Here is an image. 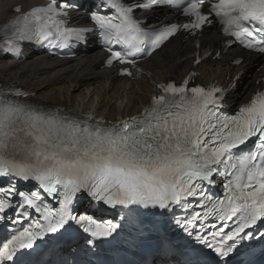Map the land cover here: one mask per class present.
<instances>
[{"label": "snow or ice", "instance_id": "snow-or-ice-1", "mask_svg": "<svg viewBox=\"0 0 264 264\" xmlns=\"http://www.w3.org/2000/svg\"><path fill=\"white\" fill-rule=\"evenodd\" d=\"M206 2L135 0L125 4L106 0L118 15L92 13L91 19L104 30L106 41L115 38L123 46L122 51H112L109 64L113 60L134 63L125 57L144 53L146 44L151 45L147 52L151 55L181 28L193 31L211 23L213 14L224 25L226 35L248 49L264 53V0H216L207 7V14L202 10ZM182 4L184 14L194 18L190 23H172L145 32L134 17V10ZM69 7L70 3L58 5L57 0H51L26 13L15 8L21 14L4 27L0 49L17 51L19 42L26 40L38 44L50 41L65 47L72 39H85L89 29L65 26ZM187 85V80L180 86L157 84L160 94L153 97L140 116L111 124L92 116L80 120L60 110L44 111L10 98L27 95L20 90L11 94L0 91V177L35 180L46 193L61 197L60 208L53 212L36 203L40 199L37 192H18L14 184L0 189L5 196L19 195L20 207L27 205L42 212L45 222L37 220L20 231L14 230L0 244V264H22L21 256L26 250L33 249L46 234L64 228L70 220L86 223L84 231L95 237L111 236L117 224L71 214L73 202L81 195L113 207L151 205L160 209L186 207L188 197L199 196L197 207L205 215L215 214L220 221L237 219V227L226 235L232 241L230 245L213 248L204 235L197 237L221 258L234 250L237 239L253 237L254 233L246 229L264 223V91H257L236 114L229 116L219 111L223 107L221 89ZM253 137L258 141L254 151L234 153ZM214 175L231 177L224 185L222 199H214L204 188V182L211 184ZM10 207V199L0 198V213ZM200 217V212L193 211L191 219L184 223ZM211 235L225 234L221 229ZM259 235L264 238V232Z\"/></svg>", "mask_w": 264, "mask_h": 264}, {"label": "bare ground", "instance_id": "bare-ground-1", "mask_svg": "<svg viewBox=\"0 0 264 264\" xmlns=\"http://www.w3.org/2000/svg\"><path fill=\"white\" fill-rule=\"evenodd\" d=\"M18 3H20L19 0H0V24L13 14L11 8ZM30 5L27 4L25 8L30 7ZM191 32L196 34V30ZM218 41L219 34L211 27L202 36L191 35L190 39L183 40V43L179 38H176L156 51L146 64L147 69L151 71L150 77H143L140 81H133L132 86L130 85L131 92H128L130 93V100L125 104L124 100L121 101L119 99L110 104L113 102V98H110L109 102H105L104 97L106 94H108V99L110 97L109 93H107L108 91L106 90L103 93L97 89L98 94L103 96L104 103H98L99 109L90 108V104L85 103L81 97L80 99L77 98L76 101L71 96L64 95L61 91L62 84H69V87L72 86L73 89L83 88L88 84L93 86L94 83L100 86H105L103 83H108L110 87H114L113 74L111 71L101 68L103 55L98 51H90L75 60H59L45 56L44 54L32 55L28 60L18 62L0 57V83L4 85L16 83L35 91L36 96L34 100L41 105H63L70 112L79 115H83L89 111L97 115L105 113L107 117L109 116L108 118H110L111 114H113L114 118L119 115L125 117L138 113L142 105L149 102L155 81L161 82L170 77H182L189 70L198 71L203 76L208 66H212L213 64L201 63L193 67L195 54L198 51L211 49ZM253 60H255V57L250 58V62ZM220 64L219 62L214 64L212 73H220L218 72ZM220 69L223 72L218 78H222V76L226 78L228 73H236V71L233 72L234 69L231 66L228 69L225 67ZM247 69L251 72L249 70L250 66ZM257 75L258 72L254 73V76ZM88 77H91L92 81L88 82ZM120 85L123 86V84ZM136 85L137 89H134L133 87ZM125 86H127V83H125ZM107 88L109 87L107 86ZM254 88L253 83L245 82L239 84L238 82L231 101L244 100L251 94ZM69 93L72 92L70 91ZM112 106L114 107L111 111Z\"/></svg>", "mask_w": 264, "mask_h": 264}, {"label": "rangeland", "instance_id": "rangeland-1", "mask_svg": "<svg viewBox=\"0 0 264 264\" xmlns=\"http://www.w3.org/2000/svg\"><path fill=\"white\" fill-rule=\"evenodd\" d=\"M120 82L114 83V87H110L108 83H103L105 86L101 85L104 87V89L98 88L97 84L86 85L85 87H81L79 89H73V87H69V84H62L61 91L63 92L64 95H69L71 96L72 99H75L77 101V98L80 99V97L85 101V103L90 104L89 106L91 108H96L99 109V104L105 102H109L110 98H113L112 101H116L117 99L119 100H124V104L130 100V93L131 92V86L133 82H123V86L119 84ZM125 83H127V86H125ZM131 85V86H130ZM107 86L110 88H107ZM119 86V87H118ZM97 88L101 90L103 93L107 90L109 93V99H108V94L104 97L105 99L103 100V96L98 94ZM107 88V89H106ZM125 88V89H123ZM134 89H137V85L133 87ZM70 89V90H69ZM72 93H69V92ZM89 91V92H88ZM113 91V92H112ZM55 92V91H53ZM121 96V97H120ZM102 101V102H101ZM99 103V104H98ZM113 104V103H110ZM113 107H111V111L113 110Z\"/></svg>", "mask_w": 264, "mask_h": 264}]
</instances>
